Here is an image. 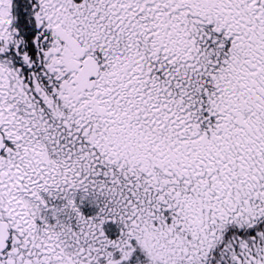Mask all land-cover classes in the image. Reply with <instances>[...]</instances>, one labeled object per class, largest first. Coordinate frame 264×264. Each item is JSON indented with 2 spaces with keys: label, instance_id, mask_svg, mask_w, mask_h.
Wrapping results in <instances>:
<instances>
[{
  "label": "snow or ice",
  "instance_id": "6c2138e0",
  "mask_svg": "<svg viewBox=\"0 0 264 264\" xmlns=\"http://www.w3.org/2000/svg\"><path fill=\"white\" fill-rule=\"evenodd\" d=\"M0 264H264V0H0Z\"/></svg>",
  "mask_w": 264,
  "mask_h": 264
}]
</instances>
